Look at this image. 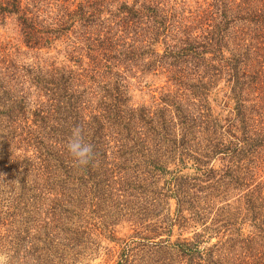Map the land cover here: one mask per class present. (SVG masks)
<instances>
[{
	"label": "trees",
	"instance_id": "trees-1",
	"mask_svg": "<svg viewBox=\"0 0 264 264\" xmlns=\"http://www.w3.org/2000/svg\"><path fill=\"white\" fill-rule=\"evenodd\" d=\"M121 223L114 264H264V0H0V253L79 264Z\"/></svg>",
	"mask_w": 264,
	"mask_h": 264
},
{
	"label": "rangeland",
	"instance_id": "rangeland-1",
	"mask_svg": "<svg viewBox=\"0 0 264 264\" xmlns=\"http://www.w3.org/2000/svg\"><path fill=\"white\" fill-rule=\"evenodd\" d=\"M133 94H134V98L137 101L148 100V94L146 92V89L142 91H139L138 89H136L134 90ZM116 231L117 232L115 234L118 239L119 245L114 242H108L106 240H103L100 246L97 247V249L94 250V252H92L90 256H87L86 258L82 259L79 264H114L117 260L119 249L121 245H123L124 240H127V241L134 240V243H137L141 240L138 237L131 236L133 231L131 227H129V225L127 224L121 223L120 225L116 227ZM121 241L123 242L121 243ZM133 250H137V249L133 248ZM0 254H3V253H0Z\"/></svg>",
	"mask_w": 264,
	"mask_h": 264
},
{
	"label": "clouds",
	"instance_id": "clouds-1",
	"mask_svg": "<svg viewBox=\"0 0 264 264\" xmlns=\"http://www.w3.org/2000/svg\"><path fill=\"white\" fill-rule=\"evenodd\" d=\"M66 150L72 158L74 166H87L93 155V147L91 144L85 142L82 129L76 127L73 129L71 136L67 139ZM8 257L0 254V264H7Z\"/></svg>",
	"mask_w": 264,
	"mask_h": 264
}]
</instances>
